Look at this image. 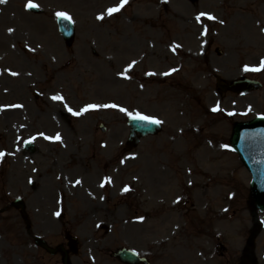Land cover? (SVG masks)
Returning a JSON list of instances; mask_svg holds the SVG:
<instances>
[{
  "label": "rangeland",
  "instance_id": "1",
  "mask_svg": "<svg viewBox=\"0 0 264 264\" xmlns=\"http://www.w3.org/2000/svg\"><path fill=\"white\" fill-rule=\"evenodd\" d=\"M31 2L42 15L29 0L0 14V264H63L33 240L68 235V264H119V247L151 264H264V212L231 146L235 123L264 114V70L246 95L212 77L260 67L264 0H128L112 15L121 0ZM57 13L74 24L69 48ZM134 115L162 129L128 149Z\"/></svg>",
  "mask_w": 264,
  "mask_h": 264
},
{
  "label": "water",
  "instance_id": "2",
  "mask_svg": "<svg viewBox=\"0 0 264 264\" xmlns=\"http://www.w3.org/2000/svg\"><path fill=\"white\" fill-rule=\"evenodd\" d=\"M31 10L37 12L35 9L31 8ZM57 23L58 30L66 45L70 46L74 38V30L71 23L61 18L57 19ZM218 87L222 90L229 89L235 92H245L252 89H259L260 85L256 82L243 80L234 82L230 86H226L218 80ZM127 125L130 128V134L127 141L129 147L136 146L140 137L155 134L160 130L158 124L147 123L142 120L133 119L132 117L128 118ZM233 145L240 153L243 161L252 173V188L256 193V205L260 210H264V164L262 162L264 148V120H254L250 123L237 124L234 128ZM13 205L20 208L23 207L22 202L19 200L15 201ZM35 242L37 245L46 248L48 252L54 253V250L47 248L43 241L36 239ZM76 243L77 241L74 238L70 239L68 243L70 251L73 253H76ZM113 256L128 264H138L139 262L144 263V261L136 254L124 248L117 250Z\"/></svg>",
  "mask_w": 264,
  "mask_h": 264
},
{
  "label": "snow or ice",
  "instance_id": "3",
  "mask_svg": "<svg viewBox=\"0 0 264 264\" xmlns=\"http://www.w3.org/2000/svg\"><path fill=\"white\" fill-rule=\"evenodd\" d=\"M4 0H0V3H3ZM128 2V0H121V3L118 7H114V8H110L108 9V12L107 14L108 15H112L113 13L115 12H118L126 3ZM28 8H35L37 7L36 4L32 3L31 0H29V3L27 5ZM205 14H201V16H203ZM57 16L61 19H64V20H68L69 22H71V17H69L67 14L65 13H57ZM103 17H98V19H102ZM207 19L208 20H213L214 17L212 16H207ZM200 20V16L197 17V21L199 22ZM261 70H264V61H261V64H260V67L259 68H249V67H245L244 68V71H261ZM13 75H15V73H12ZM53 100H61L62 98L61 97H58V96H54L52 97ZM108 107H115V105H109ZM88 109H84L83 111H87ZM69 111H71V109H69ZM120 111H124V109H120ZM213 111H216V109H213ZM80 113H73V115H79ZM133 119H138V120H142V121H145L147 123H152V124H158L160 123V121L158 120H155V119H152L150 117H147V116H140V115H136V116H133L132 117ZM47 139V137H45ZM56 139H59V136L56 137ZM2 155V154H0ZM77 183H79V181H77ZM129 189L125 188L124 191H128Z\"/></svg>",
  "mask_w": 264,
  "mask_h": 264
}]
</instances>
